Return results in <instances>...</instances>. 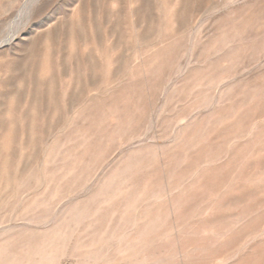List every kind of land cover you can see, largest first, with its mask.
<instances>
[{
  "label": "rangeland",
  "instance_id": "374dc122",
  "mask_svg": "<svg viewBox=\"0 0 264 264\" xmlns=\"http://www.w3.org/2000/svg\"><path fill=\"white\" fill-rule=\"evenodd\" d=\"M0 264H264V0H0Z\"/></svg>",
  "mask_w": 264,
  "mask_h": 264
}]
</instances>
